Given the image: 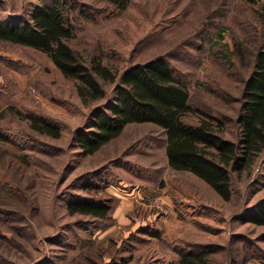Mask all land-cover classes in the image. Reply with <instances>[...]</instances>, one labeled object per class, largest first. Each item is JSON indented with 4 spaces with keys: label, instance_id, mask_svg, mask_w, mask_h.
I'll return each mask as SVG.
<instances>
[{
    "label": "rangeland",
    "instance_id": "374dc122",
    "mask_svg": "<svg viewBox=\"0 0 264 264\" xmlns=\"http://www.w3.org/2000/svg\"><path fill=\"white\" fill-rule=\"evenodd\" d=\"M41 1L0 0V21H32ZM67 2L71 46L118 76L100 79L106 97L85 103L47 53L0 41V264H171L176 248L196 244L214 251L209 264H264V225L250 220L264 206V150L232 172L233 197L224 200L170 167L157 124L130 123L93 154L78 141L98 109L116 104L120 75L159 57L189 88L195 112L185 120L209 114L238 141L246 83L264 49V0ZM93 200H109L110 216L69 210Z\"/></svg>",
    "mask_w": 264,
    "mask_h": 264
},
{
    "label": "trees",
    "instance_id": "16d2710c",
    "mask_svg": "<svg viewBox=\"0 0 264 264\" xmlns=\"http://www.w3.org/2000/svg\"><path fill=\"white\" fill-rule=\"evenodd\" d=\"M126 8L132 0H109ZM67 0H42L32 14V21L17 24L0 21V41L29 46L47 53L66 78L76 81L83 102L106 97L100 79L115 82L118 73L98 58L89 62L76 51L69 40L75 37V26L69 21ZM255 69L245 87L239 126V140L226 137L212 116L203 113L198 123L185 116L195 112L187 85L178 80L174 69L163 58L137 63L120 75L118 98L109 110L98 109L91 124L78 141L85 154H93L120 136L128 124L150 122L165 129L169 165L177 171H189L203 180L224 200L233 197L232 172L250 167L264 150V49L256 55ZM31 126L41 133L61 136L51 122L30 118ZM109 200L74 202L71 213L107 218L113 210ZM250 220L264 225V206ZM159 236L158 234H154ZM192 246V245H190ZM179 247V258L171 264H209L214 252L205 245Z\"/></svg>",
    "mask_w": 264,
    "mask_h": 264
}]
</instances>
